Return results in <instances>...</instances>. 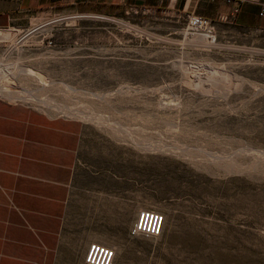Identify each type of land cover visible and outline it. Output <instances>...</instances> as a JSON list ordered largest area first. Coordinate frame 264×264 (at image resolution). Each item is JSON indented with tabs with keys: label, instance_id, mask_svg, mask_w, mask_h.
<instances>
[{
	"label": "rangeland",
	"instance_id": "1",
	"mask_svg": "<svg viewBox=\"0 0 264 264\" xmlns=\"http://www.w3.org/2000/svg\"><path fill=\"white\" fill-rule=\"evenodd\" d=\"M96 11L0 32V83L54 108L0 96L82 126L95 240L115 264H264V33ZM142 211L165 217L161 237L130 236Z\"/></svg>",
	"mask_w": 264,
	"mask_h": 264
},
{
	"label": "crops",
	"instance_id": "2",
	"mask_svg": "<svg viewBox=\"0 0 264 264\" xmlns=\"http://www.w3.org/2000/svg\"><path fill=\"white\" fill-rule=\"evenodd\" d=\"M235 7L222 0H0V32L81 9L96 8L97 15L108 17L122 8L136 13L167 9L264 33V0L241 4L237 14ZM82 135L75 120L0 96V264H85L89 246L100 244L93 219L84 213L89 204L80 194L87 175L81 167Z\"/></svg>",
	"mask_w": 264,
	"mask_h": 264
},
{
	"label": "built area",
	"instance_id": "3",
	"mask_svg": "<svg viewBox=\"0 0 264 264\" xmlns=\"http://www.w3.org/2000/svg\"><path fill=\"white\" fill-rule=\"evenodd\" d=\"M216 2L218 0H209ZM227 5H235L233 13L239 12V6L245 3L260 4L262 0H222ZM261 16H264V9ZM210 21L204 17L189 14L187 15V30L192 33H199L204 27L210 28ZM18 31V30H14ZM165 217L155 211H142L138 214L136 221L130 228V236L144 238H159L164 232ZM116 251L113 248L93 243L89 246L85 264H115Z\"/></svg>",
	"mask_w": 264,
	"mask_h": 264
},
{
	"label": "bare ground",
	"instance_id": "4",
	"mask_svg": "<svg viewBox=\"0 0 264 264\" xmlns=\"http://www.w3.org/2000/svg\"><path fill=\"white\" fill-rule=\"evenodd\" d=\"M207 29H210V28L204 27L203 30L201 32H199V33H203ZM210 31H212V29H210ZM190 33H192V32H190ZM192 34H198V33H192ZM0 95H2L4 97H7V98H9L11 100L21 99V100L28 101V102H30V101L31 102H34V103L37 102L40 105L42 104L43 106H45V107H47L49 109H53L54 108V106L46 103L45 101L36 99L34 97L35 95L34 94L32 95L31 93H28V91L26 92V91H22V90H19V89H15L12 86L3 85L1 83H0ZM57 110L60 113L67 114L68 116L70 115V116H73L75 118L76 117H82L83 120L86 121V123L87 122L93 123V124L97 125L100 128H108L109 130H111V129L112 130L118 129L117 128L118 126L117 127H112L113 125H111L108 120L106 121V119H104L103 116H101V115H92V114H90V115H84L82 113L84 111H80L79 112L78 110L74 111V110H70V109H60L58 107H57ZM121 134H122V132H121Z\"/></svg>",
	"mask_w": 264,
	"mask_h": 264
}]
</instances>
